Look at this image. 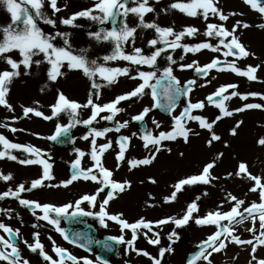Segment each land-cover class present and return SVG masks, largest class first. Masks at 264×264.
Segmentation results:
<instances>
[{
  "label": "snow or ice",
  "instance_id": "snow-or-ice-1",
  "mask_svg": "<svg viewBox=\"0 0 264 264\" xmlns=\"http://www.w3.org/2000/svg\"><path fill=\"white\" fill-rule=\"evenodd\" d=\"M154 2L159 3L160 0H154ZM243 3L264 18V0H243ZM46 5L51 15L45 11ZM0 6H3L10 14V23L0 25V60L8 65V70H0V107L9 113H15V108L9 103L8 96L14 80L22 74L21 69H23V75H30L34 66L39 68L41 64H47L49 66L47 78L54 83L64 75L61 69L66 66L69 71L80 72L90 82L88 98L83 104L70 100L62 91H58L56 102L50 106V115H45L37 107L20 105L21 115L19 117L13 115L11 122H0V128L16 133L25 130L11 127L10 123H18L19 120L32 117L42 118L45 121H58L61 115H64L68 118L67 123L57 122L52 135L38 136V138L74 144L75 138L71 136V133L76 127L83 126L88 129V132L81 138L90 143L89 152L75 149L77 158L71 163L73 169L71 177L59 183H52L55 177L52 174L53 165L49 162L51 157L48 153L30 144L14 143L0 133V160L15 161L22 166L39 165L42 168L39 178L31 182H21L15 189L9 187L0 192V201H16L19 207L28 210L37 221L31 225L34 230L32 243H29L27 239L20 240L19 228L14 229L0 222V232L3 233L0 235V262L2 264H30L29 259L23 256L20 246L16 242L18 240L31 254L38 255L44 264H69V262L70 264H109V261L100 255H96L94 259L88 256L77 257L66 248L58 246L51 236H48L47 239L51 242V251L55 254V258L45 251L39 231L45 225L50 226V229L58 233L68 244L85 252L91 253L93 244H100L99 241H93L84 233L69 234L67 228L61 227L62 221L73 222L78 217H91L105 229L109 227V222L115 224L118 226L120 235L107 237L102 248L111 253L117 251L114 244L121 245L124 247L126 256L135 253L136 256L145 257L150 264H164L166 255L174 254L173 245L180 239L177 229L186 227L190 222L198 227L213 226L216 230L196 245L197 251L191 254L186 264H197V262L213 264V254L223 252L229 244L241 247L251 246L249 264H254V262L255 264H264V259L256 257L257 248L264 246V176L253 175L246 162H239L234 172H229L225 176H217L213 174V170L224 155L222 152L218 153L212 160L205 163L198 173L185 176L170 184V193L162 196L159 202L156 201L154 195L149 193L148 201L145 202L146 207L157 208L170 205L178 200V196L186 188L197 185L215 186L214 182L216 181L233 178L249 182L248 192L257 194L259 202L252 201L245 206L246 199L238 198L231 192H225L223 202L217 205V210L200 216L199 201L202 197L198 195L186 205L183 213L179 216H165L155 221L141 216L134 222H130L124 217L123 212L110 213L108 206L111 201L129 192L132 189V182L130 180L122 182L114 180L113 171L104 166L103 156L112 148V141L107 140L106 143L97 145L98 139L107 138L109 133H120L122 129L129 127L128 120L120 122L116 120V117L125 111L119 105L124 101H132L134 98L138 101L148 96L152 103L151 106L144 107L139 114L132 116L131 121L142 123L150 112L159 109L171 117V124L169 130L166 131L153 132L151 129H144L139 136L137 133H132L131 136H120L117 140L119 147L116 155L117 170L126 160V153L131 146L133 137L142 142L146 155L143 158L127 160L129 171L152 166L161 153L172 155L173 149L169 146L170 144L182 141L184 145H189L192 138H198L201 135V130L209 134L205 144L211 148L214 142L222 141L221 135L215 131L216 125L221 120L251 109L264 110V104L259 103H247L242 107L230 109L226 102L235 97L244 101H247L250 96L264 99V94L254 92L241 94L234 91L239 87L238 84L221 85L205 100L193 102L191 97L197 86V80L189 79L182 83L175 75L177 70L191 69L197 76H203L205 79L215 71L217 73L231 72L236 76L247 78L250 82L258 81L256 73L260 70L261 64L248 65L244 69L238 67L240 60L249 57L258 59L255 53L249 51L241 41L244 30L251 28L252 25L242 19H235L231 26H228L230 19L243 16L244 13L236 11L226 13L220 6V0H173L167 8L161 9L164 15H167L170 10H175L188 18L201 19L205 25L204 31L201 32L198 27L193 25L183 26L177 31L174 24L161 26L156 20L146 21L145 17L149 13H154L157 19L160 15V13H156L150 0H131V4L129 0H92L91 7L72 13L67 17L58 16L60 12L67 10V4L60 7L58 0H0ZM129 16L135 20L133 25L128 22ZM81 19L97 25L96 30L87 32V36L97 44H110L112 46L110 54L89 58L90 47L74 48L71 41L72 33L60 30L58 27L59 24L64 29L79 28L81 25L77 21ZM213 19L217 22H210ZM41 25L48 26L51 31L46 32ZM106 25H110V27H105ZM256 27L264 29V23L258 24ZM138 30L152 31L153 38L148 40L146 45L152 50L150 54H145L143 48L136 47ZM197 35H203L206 40L194 44L185 42L186 38L194 39ZM129 47H131V51L127 50ZM178 49L182 51L180 61H183L189 53L196 55L205 50L218 55L202 66L199 61L185 64L173 57V53ZM12 53H16L18 59H14ZM162 56L166 60V65L160 67L158 60ZM37 57L40 59H36ZM230 57L232 59H229ZM101 60L103 63L99 62ZM115 61L127 62L129 67H110L109 64ZM132 67L136 69L135 75L131 74ZM144 68L148 70H141ZM120 77H128L131 80L139 81V83L133 90L116 96L110 102L99 103L102 90L118 84ZM212 79H216V77H212ZM211 82V80L207 81L208 84ZM199 86L203 88L206 85L202 83ZM230 89L233 91L229 92ZM182 99L185 104L176 114V109L180 107ZM36 103L38 104V102ZM209 105L218 110V114L211 121L202 115L206 106ZM81 110L90 111L87 119L81 118ZM102 113H106V115L101 116ZM98 118L115 122V126L97 129L94 124L99 122ZM193 123L197 125V128L190 126ZM243 123V120L237 121L230 129L229 135L236 137ZM152 124L157 130L162 128L161 123L155 119L152 120ZM257 144L264 147V137L259 138ZM229 146L228 143L224 144L226 148ZM13 151L23 153L24 158H18L13 154ZM85 156H88L92 162L91 166L87 168L82 166ZM176 156L183 159L185 153L180 151L176 153ZM13 179L11 173L4 174L0 171V181L8 183ZM79 181L92 182L98 187L94 193L84 194L78 199L62 205L40 203L24 198L25 193H32L44 188L68 189L73 183ZM140 183L143 184L145 181L142 180ZM147 183L157 185L158 180L155 177H149ZM101 193L104 196L98 203ZM202 195L207 196L208 193L204 192ZM225 204L230 205V208L227 211H222ZM14 214L16 219L23 224L22 217L15 212V209L0 208V215L5 216L6 219H13ZM41 221L44 222V225L39 223ZM245 221H251V227L246 231L252 234L253 239H241L236 234V227L244 224ZM257 222L259 228L256 226ZM166 225H173V228L167 234L168 245L161 246V231ZM129 233L130 238L126 239V235ZM141 237L148 245L157 247V255L154 256L147 250L137 248V241Z\"/></svg>",
  "mask_w": 264,
  "mask_h": 264
},
{
  "label": "rangeland",
  "instance_id": "rangeland-1",
  "mask_svg": "<svg viewBox=\"0 0 264 264\" xmlns=\"http://www.w3.org/2000/svg\"><path fill=\"white\" fill-rule=\"evenodd\" d=\"M171 2H173V0H160L159 3H155L153 1L152 6H154V8H160L161 5H169ZM65 4H67V10L60 12L58 14L59 17H67L68 15L72 13H75L80 10L91 7L92 0H58V6L63 7ZM130 4H131V1H130ZM45 11L47 12L48 15H51V12L48 10L47 5L45 7ZM230 11H234V10H230ZM250 11L255 12L252 9ZM174 12H175V17H173V19L177 20L178 18L179 19L183 18V14H181L178 11H174ZM255 13L260 16L259 13L257 12ZM150 14L151 13H149L148 15ZM187 18H185L186 20L185 19L180 20L181 22H184L185 20V22L176 26L177 31H179L183 26H187V25L196 26L201 30V32L204 31L205 25L201 19H198L197 22L194 23V22L188 21ZM253 18L254 19L256 18L258 22L263 21V18L261 17L257 18V15ZM235 19H242L249 24L251 23L250 17H245L244 15L237 16L229 20L228 22L229 27L231 26V24L234 22ZM128 22L130 25H133L135 23V20L133 17L129 16ZM210 22L215 23L217 21L213 19V20H210ZM8 23H10V14L6 11V9L3 6H0V25H7ZM77 23L81 25V27L75 28V29H64L63 26H60L58 24V27L60 28V30H67L72 33L71 41H72V45L74 48L79 49V48L90 47L91 51L88 53L89 58L102 57L104 55L111 53L112 46L110 44H97L94 41H91L87 36V32L90 30H96L97 25H94L83 19L78 20ZM41 26L44 28L46 32L51 31V29L48 26L46 25H41ZM105 27H110V25H106ZM262 32L264 33V29H262ZM152 38L153 37L151 36V33L149 32V30H138L136 47L143 48L145 51V54H150L152 50L147 48L146 45H147V41ZM205 40H206V37H204L203 35H197L194 39L186 38L185 42L189 44H194V43L202 42ZM241 41L245 44V46L248 48L249 51L254 53V51L252 50L253 43L251 39H248L247 37H245V35H242ZM213 43H215V41H213ZM127 50L131 51V47H129ZM180 52L182 54V51ZM11 55L14 59H16L17 57L16 53H12ZM216 55L218 54L211 53L207 50L201 53H198L196 55H192L191 53H189L187 55V57H189L188 59H184L183 61H180L179 59V62L187 64V63H192L193 61H199V64L202 66L210 62ZM257 55H258L257 56L258 59L249 57L245 60L238 61V67L244 69L248 65L256 66L257 64H261L260 70L256 73L258 77V81L250 82L247 80V78L236 76L235 74L231 72L217 73L215 71H213L211 75L207 77V79H205L203 76H197L194 70H191V69L185 70V71L177 70L175 72V75L181 80L182 83L186 82L189 79L197 80V86L195 88V91L192 93V97H191L193 102H196L198 100H205V98L208 95L215 92L218 87H220L221 85H226V84H238L239 87L235 89L234 91H238L241 94H247L250 92L264 94V82H261V81H264V63H262L264 62V48L260 50L259 54L257 53ZM36 59H40V57H37ZM221 59H223V57H221ZM229 59H232V58L230 57ZM99 62L103 63L102 60ZM158 65L160 67H163L166 65V60L164 59L163 56L158 60ZM109 66L110 67H129L127 62H124V61L111 62ZM48 67L49 66L47 64H41L39 68H36L34 66L33 69L31 70L30 75H23V69H21L22 74L19 77L20 82H25L27 84L19 92L14 91L12 93L11 92L9 93L8 101L15 108V113H9L6 109L2 110V112L6 116L5 117V119H7L6 121L11 122L13 115H15L16 117H19L21 115L20 105L37 107L40 111L44 112L45 115H50L51 114L50 106L56 102L58 91H62L65 94V96H67L72 101H76L81 104L86 102L89 91H90V82L87 80V78L83 77V75L80 72L69 71L67 67L65 66L64 68L61 69L64 75L60 77L56 82L53 83V82H50L47 78ZM141 70L147 71L148 69L144 68ZM131 74L132 75L136 74L135 67H132ZM212 77H216V79H212ZM30 79H33L35 82L32 83ZM208 80L212 81L211 84L207 83ZM69 81H71L72 83L71 90L67 87V83H66ZM138 83L139 81L131 80L128 77H123V78L120 77L118 84L113 85L111 87H106L102 90V96L98 102L101 104L108 103L111 100H113L116 96L125 94L133 90L137 86ZM202 83L206 85L203 88L199 86ZM45 85H47V87H45ZM231 91L233 90L230 89L229 92ZM36 102H38V104ZM151 103L152 102L148 96H145L143 99L138 100V101L134 98L132 101L122 102L121 105H119V107L125 109V111L121 112L120 115L116 117V120L120 122L128 120L129 127L126 129H122L121 132H123L127 136H131L132 133H137V136H139L141 134V131L133 125V121H131V117L139 114L141 112V107L142 108L146 106L149 107L151 106ZM226 103L230 109H236V108L242 107L244 104H247V103L264 104V99H260L258 96L257 97L250 96L247 101H244V100H241L239 97H235L231 99L230 101H227ZM184 104H185V101L182 99L180 107L176 109V114L179 113V111L184 106ZM254 110H259V109H251L243 113H238L234 117L225 118L221 120L215 127L216 133L219 135L222 134L225 136L224 138H229V139H235L239 136L241 141L245 145L248 146V144H251L255 148V143H254L255 137L252 136V141H251L246 136L247 127H250L253 124L251 126L252 131L260 134V138L264 137V118L262 119V123H258V124L248 123V120H251L252 118L251 114H252V111ZM261 111H264V110H261ZM217 114H218V110L214 106H211V105L206 106L204 112L202 113V115L207 117L209 121L213 120ZM89 115H90L89 110H81L82 119H87ZM103 115H106V113L101 114V116ZM60 119L61 120L59 121V123H67L68 118L66 116L61 115ZM146 119L149 124V129H151L153 132H157L160 130H164V131L169 130V127L171 124V117L169 115L163 116L162 114H159L158 112H156V110H154L149 113V116L146 117ZM153 119L161 123L162 125L161 129L157 130L155 128V125L152 124ZM254 119H255V116H254ZM239 120H243L244 123L241 126V128L238 130V135L236 137H232L229 135V131L235 125V123ZM98 121H99L98 123L94 124V127H96L97 129H103L105 127L115 126V122L111 124L108 121H104L99 118H98ZM50 122L51 121H45L42 118L32 117L31 119L19 120L18 123H10V125H13V127L25 130L23 132L18 131L16 133H13L14 139L11 137V140L14 143L25 144V145L30 144V145H33L43 150L44 152L48 153V155L51 157L50 160L54 162L55 159L58 157V155H61L63 153L56 154V152L50 145V141L46 139L38 138V136L46 137L54 133L55 131L54 127L56 126V124L54 126H49L47 130H44L43 128L44 124H49ZM257 125L259 127H257ZM190 126L193 128H197V125L194 123L191 124ZM87 132H88V129L83 126H78L75 128L76 141L74 143L75 145L73 148H77L82 151H85L84 144H86L87 146L90 143L89 141L83 140L81 137L83 135H86ZM0 133L5 135L7 138H10V133H7L5 129L0 128ZM34 134H38V135H34ZM208 137H209V134L206 131L201 130V135L198 138H192L191 143L189 145H184L182 141H178L175 144H170L169 146L172 147L173 149L172 155L169 156L165 153H161L160 156L157 158L156 162H154L152 166L141 167V168L129 171L127 160L143 158L146 155L145 149L143 151L142 149H139L138 147L139 145L142 146V142L138 138L133 137L131 146L128 152L126 153V160L121 165L123 168L127 170V172L133 173V174H128V176H125V178L122 181L130 180L131 182H133L134 184L132 185V189H136L135 191H137L134 197V200L126 201V202H130V204H134L135 201L137 202L133 206L126 205L124 206L125 208L123 207L121 209L120 212L124 213V217L128 219L130 222H134L141 216L145 217L148 220H152V221L163 218L165 216H179L183 213L186 205L190 203L198 195L202 197L201 200L199 201V205H200L199 215L200 216L205 215L209 211L217 210V205L223 202V197H224L225 192H231L233 195H236L238 198L246 199L245 206H247L252 201H259V199L258 200L254 199L255 197L251 198V195L253 193L248 192V188L250 187L249 182L240 180L237 178H233L231 180L216 181L214 182L215 186L197 185L191 188H186V190L178 196V201H176L173 204H170L167 206L164 205L162 207H157V208H147L146 207L145 202L148 201L149 193H151L152 195L156 197L157 202H159V200L162 197L161 188L159 186V181H160V178H159L160 169L158 170L159 166L166 165L169 168H177V173L171 176L172 180L170 178L168 180L174 183L177 180L185 176L198 173L201 167L205 163L212 160L218 153H221V149L224 148L222 141L214 142V144L212 145L213 148L212 147L208 148L205 144V141ZM200 138L203 139L202 140V147H203L202 151H207L210 154H209V157H206V154H205L204 158L195 160L196 164L193 165L194 155L188 154V148L193 146V142L195 139H200ZM107 140L112 141V148L107 151V153H110V154L107 159V162L104 163V166L112 171V170H116L117 168L116 155L119 151V147L117 144V133L115 132L109 133L107 138L98 139L97 145L99 146L103 143H106ZM214 148H218L216 152H212V149ZM69 149H68L69 151L73 150L72 147ZM180 151H183L185 153V157L183 159H179L176 156V153ZM261 151L263 153L262 155H264V147L262 148ZM14 153L16 154L20 152L14 151ZM22 155L24 154L22 153ZM62 157L67 158L70 156H67L66 154H64ZM219 161L217 162V167L213 170V174L217 176H225L227 174H223L224 170L222 168L224 167L220 165ZM232 161L233 162L231 164L225 166L229 168L228 170L231 172H234L237 168L238 163L243 161L248 164L249 171L253 175L264 176V156H262L261 161H259V163H257V161H254L252 158L245 157V156H240L236 158L234 157ZM91 164L92 162L90 160L86 162H82V166L84 168L90 167ZM2 165L4 164H2V160H0V171H2L4 174L8 173L10 170L7 169L6 167H2ZM11 165L22 166L16 163L15 161H13ZM31 168L34 173L33 177L31 178V181H32L41 176L42 168L39 165H33V166L31 165ZM56 170L60 172V169L56 168ZM62 170L64 171L63 165L61 167V175H59L60 178L57 181V183L69 179V177L65 174V171H64V174H65L64 175ZM134 172H138V175L135 174ZM52 174L56 175L54 172V167L52 168ZM149 176L155 177L158 180V184L152 185L150 183H147L148 178L145 179V177H149ZM138 178L140 179L137 182H135L136 179ZM142 180L145 181V183L141 184L140 181ZM87 184L92 185L93 183L79 181V182L73 183L68 189H63V188L57 189V191L62 192V196L60 195L53 196L49 194L47 195V193H45V189H40L32 193H28V194L25 193L24 198L30 199V200H36V201H57L61 203L71 202V201H74L75 199H78L80 196L84 194H91L88 192V188L90 186L87 187L88 186ZM46 191L48 192L47 189ZM53 191L55 190H51L50 193L52 194ZM170 191L171 190H169V192H167L166 195H168ZM129 192H126L125 195L127 196ZM204 192H207L208 195L203 196L202 194ZM55 193L56 192H53V194ZM68 194L69 196H67ZM102 195L103 193H101V197ZM101 197L98 198V202L101 199ZM124 197L125 196H123L122 199H124ZM122 199L118 198L113 201H117V200L121 201ZM117 206H118V203H117ZM109 207L111 206L109 205ZM133 208H135L134 213L132 211H129L130 209H133ZM229 208H230V205L225 204L224 208L221 210L227 211L229 210ZM110 209H114L113 206ZM250 222L251 221H248L247 223L238 225L236 227V234L239 235L241 239H251V237L253 238L252 234L246 231L248 224ZM166 226L173 228V225H166ZM215 230L216 229L213 226L198 227L193 222H190L189 225H187L186 227L182 229H177V232L180 235V239L175 245H173V248L175 251H174V254H171L174 256L172 257V260L173 261L175 260L178 264L185 263L188 260V257L191 256V254H193L194 251L197 249L196 245H198L201 242V241L199 242L198 239L201 238L205 240L208 237V235L212 234ZM169 232L170 231H167V232H165L164 230L161 231L162 239L166 245H168V240L166 239V237ZM261 247L262 246L257 248V251H256L257 259H264V251L260 250ZM250 253H251V246L249 245H244L241 247V246H237L234 244H229L228 247L223 252L213 254L212 261H213V264H249V261L251 259ZM171 255H169V257ZM131 263L132 261H129V264Z\"/></svg>",
  "mask_w": 264,
  "mask_h": 264
},
{
  "label": "bare ground",
  "instance_id": "bare-ground-1",
  "mask_svg": "<svg viewBox=\"0 0 264 264\" xmlns=\"http://www.w3.org/2000/svg\"><path fill=\"white\" fill-rule=\"evenodd\" d=\"M153 1L154 0H152V1L150 0V4L151 5L153 4ZM220 6L223 8V10L226 13L229 12L230 10H234V11H237V12L244 13V16L245 17H250V19H251L250 25H252V27L249 28V29H247V30H244L243 35H245V37H247L248 39H251L252 40V43H253L252 50L254 51L255 56L257 57L258 56L257 53L259 54V51L264 48V46H263L264 45V33L262 32V29L257 28L256 25L261 24V23H264V18H263V21L262 22H258V20L256 18L254 19L253 17H255L256 15H257V18H259L261 16H259L258 14H256L253 11H250L251 8L248 5H245L243 3V0H220ZM167 7H168V5H161L160 8H155L156 13H160L159 19L156 18V15L154 13H151L150 15H147L145 17V20L146 21H149V22L152 21V20H156V22L158 24H160L161 26H172L174 24L175 28H176L177 25H180V24H182V23L185 22V20H186L185 18H187V17L184 16V15H183V18H181V19H179V18L177 20L173 19V17H175V12H174L175 10H170L167 15H164L161 12V9H164V8H167ZM182 19H185L184 22H181L180 21ZM187 20L190 21V22H194L195 23V22H197L198 18L197 19L187 18ZM181 26H183V25H181ZM149 32L151 33V36L153 37L152 31L149 30ZM180 51L181 50L178 49V50H176L175 53H173V57L177 61H179V59H180V57L182 55ZM188 58L189 57L186 56L184 59H188ZM16 59H18V56L16 57ZM7 69H8V65L6 63H4L2 60H0V70H7ZM30 80H31L32 83L35 82L33 79H30ZM66 83H67V87L71 90V88H72L71 81L66 82ZM26 84L27 83H25V82H20V79L19 78L18 79H15L14 82H13V84L11 85V91L10 92L11 93L14 92V91H18L19 92L21 89L24 88V86ZM142 109L143 108L141 107V111H142ZM2 110H4V108L0 107V122H4V121L7 120V119H5L6 116L4 115V113L2 112ZM251 115H252V118H251V120H248V123H257V124L258 123H262V119L264 118V111H252V114ZM254 116H255V119H254ZM58 121L57 120H52L49 124H44L43 125L44 130H47V128L49 126H54ZM254 125H256V124H254ZM10 126L13 127L12 125H10ZM251 126L250 127H247V134H246V136L251 141H252V136L255 137V140H254L255 148L251 144H248V146L245 145L241 141V139H240L239 136L237 138H235V139H229V138H224L225 136L221 134L223 147H224V144L225 143H228L230 145L227 148L224 147V148L221 149V152L224 153V155L220 159L219 163H220V165L222 167H224V168H222L224 170L223 171V174H227L228 172H231V171L228 170L229 168H227L225 166L231 164L233 162L232 159L234 157L235 158L236 157H240V156L250 157L254 161H257V163H259V161H261L262 156H264V155H262L263 153L261 151L263 147H260L257 144V141L260 138V134L255 133L254 131H252V127ZM257 127H259V126L257 125ZM1 129H5V128H1ZM5 131L7 133H10V141H12L11 140V137L13 138L14 137V134L11 133L10 131H8L7 129H5ZM202 140H203L202 138L195 139L194 142H193V146H191L190 148H188V154L189 155L190 154L191 155H194L193 156V160H194L193 165L196 164V161L195 160H199V159L204 158L205 157V154H206V157H209V154H210L209 152L202 151V149H203V147H202ZM138 147H139V149H142L144 151V148L141 145H139ZM217 149L218 148L212 149V152H216ZM89 151H90V145H87V146L85 145V152H89ZM177 165H176V167H177ZM159 169H160V171H159V178H160L159 186L161 188L162 196H165L167 194V192H169V190H171L169 186H170V184H172V182H170L168 180H169V178L171 179V176H173L175 173H177V168H169L166 165L165 166L164 165H161V166L158 167V170ZM126 172H127V170L125 168H122L120 171L117 170L116 171V174L118 176H120V177L128 176V174H133L132 172H127V173ZM134 173L138 175V172H134ZM152 176H154V175H152ZM152 176H149V177H152ZM149 177H145V179L146 178H149ZM139 179L140 178L136 179L135 182H137ZM87 185H88L87 187L90 186L88 188V192L91 193V194L94 193L95 190H96V188L98 187V185H96L94 183L92 185H89V184H87ZM135 190L136 189H131L130 192H129V194L127 196L124 193V196H125L124 199H122L121 201L119 200L120 202L118 203L119 204L118 205L119 206V210H121L124 206L130 204V202H126V201H132V200H134V197H135L136 192H137ZM53 192H56L57 193V191H53ZM251 198H254V199H257V200L259 199L258 196H257V194H252L251 195ZM256 202H259V201H256ZM165 206H167V205H165ZM244 223H247V221H245ZM250 227L251 226H248L247 228H250ZM257 227L259 228V223L258 222H257ZM258 234L259 233L257 232V235ZM251 239H253V238L251 237ZM200 241H202V240H200ZM260 250L261 251H264V246H262L260 248Z\"/></svg>",
  "mask_w": 264,
  "mask_h": 264
}]
</instances>
